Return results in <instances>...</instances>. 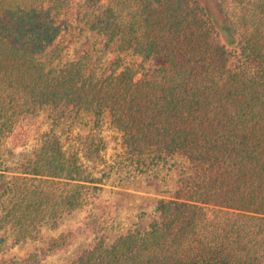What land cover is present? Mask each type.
<instances>
[{"label":"trees","instance_id":"obj_1","mask_svg":"<svg viewBox=\"0 0 264 264\" xmlns=\"http://www.w3.org/2000/svg\"><path fill=\"white\" fill-rule=\"evenodd\" d=\"M211 1L214 12L198 0H0V146H27L45 108L90 123L72 151L46 141L7 184L0 254L94 204L114 168L108 117L116 165L141 175L179 154L206 173L160 200L148 229L100 237L64 264H264V0ZM84 32L118 52L107 68L89 50L63 62ZM74 241L0 264H40Z\"/></svg>","mask_w":264,"mask_h":264},{"label":"rangeland","instance_id":"obj_2","mask_svg":"<svg viewBox=\"0 0 264 264\" xmlns=\"http://www.w3.org/2000/svg\"><path fill=\"white\" fill-rule=\"evenodd\" d=\"M201 1L209 11H215L211 0ZM214 7V8H213ZM85 50L93 55L100 68L109 66L118 55L113 48H105L103 41L94 33L84 32L70 45L63 62L76 60ZM126 63L135 60L131 53H121ZM37 131L31 142L22 148H14L9 143L0 146V195L8 183L18 177L28 167L36 152L47 141L58 140L65 149L73 150L72 133L87 132L89 117L77 115L74 111H52L42 109L36 117ZM107 142L104 157L114 166L93 205L76 211L63 219L56 227H43L39 238L13 246L4 254V260L21 262L30 254L45 247L46 242L63 233H72L74 243L65 251L45 258L40 264H64L81 251L92 247L100 237L107 245L133 230H146L155 221V208L160 200H171L185 179H195L206 173L205 167L175 154L162 163L137 175L124 165H116L121 157V135L111 127L105 117L100 129Z\"/></svg>","mask_w":264,"mask_h":264}]
</instances>
